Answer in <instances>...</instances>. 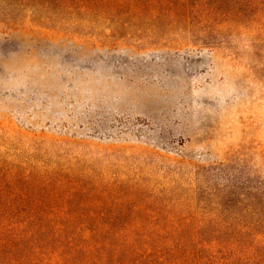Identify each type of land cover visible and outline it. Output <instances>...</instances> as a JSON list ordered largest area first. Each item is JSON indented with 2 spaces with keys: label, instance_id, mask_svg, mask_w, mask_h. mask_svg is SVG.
I'll return each instance as SVG.
<instances>
[{
  "label": "rangeland",
  "instance_id": "1",
  "mask_svg": "<svg viewBox=\"0 0 264 264\" xmlns=\"http://www.w3.org/2000/svg\"><path fill=\"white\" fill-rule=\"evenodd\" d=\"M161 2L0 0V264H264V0Z\"/></svg>",
  "mask_w": 264,
  "mask_h": 264
},
{
  "label": "trees",
  "instance_id": "2",
  "mask_svg": "<svg viewBox=\"0 0 264 264\" xmlns=\"http://www.w3.org/2000/svg\"><path fill=\"white\" fill-rule=\"evenodd\" d=\"M40 1V0H38ZM126 3L127 7L125 8L122 5L117 6L120 10L126 9V11L121 15V20L124 19L125 17L127 18V21L130 20H136V21H141V18L146 15V13H150L148 16L150 20L147 21H152L153 23L159 22L157 19H155V15H151L152 13H157V14H170L172 13H187V7L186 5L182 7V11H180L177 8L175 10L173 9V5H168L167 8H164L165 5L163 3L159 2V0H124ZM167 15L159 16L163 19H167Z\"/></svg>",
  "mask_w": 264,
  "mask_h": 264
}]
</instances>
